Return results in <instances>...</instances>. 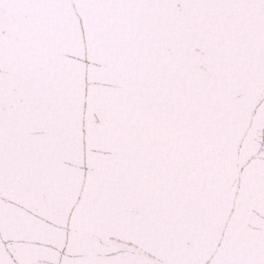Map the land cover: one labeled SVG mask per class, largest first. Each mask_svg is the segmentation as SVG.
<instances>
[{
	"label": "snow or ice",
	"instance_id": "6c2138e0",
	"mask_svg": "<svg viewBox=\"0 0 264 264\" xmlns=\"http://www.w3.org/2000/svg\"><path fill=\"white\" fill-rule=\"evenodd\" d=\"M0 264H264V0H0Z\"/></svg>",
	"mask_w": 264,
	"mask_h": 264
}]
</instances>
